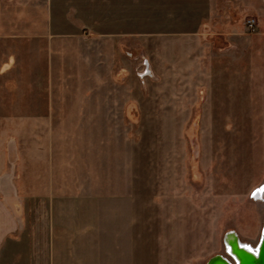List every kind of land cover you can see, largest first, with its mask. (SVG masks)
<instances>
[{
	"label": "rangeland",
	"instance_id": "374dc122",
	"mask_svg": "<svg viewBox=\"0 0 264 264\" xmlns=\"http://www.w3.org/2000/svg\"><path fill=\"white\" fill-rule=\"evenodd\" d=\"M261 1L0 0V33L54 36L45 55L29 41L0 122L2 187L21 199L0 264H206L228 234L255 247Z\"/></svg>",
	"mask_w": 264,
	"mask_h": 264
},
{
	"label": "crops",
	"instance_id": "0c3cea01",
	"mask_svg": "<svg viewBox=\"0 0 264 264\" xmlns=\"http://www.w3.org/2000/svg\"><path fill=\"white\" fill-rule=\"evenodd\" d=\"M11 24L10 21H0V26L3 28L9 27ZM48 37L54 36L42 34L37 37L27 34L12 35L7 32L0 33V122H10L12 120L10 119L11 116L7 109L13 104V102L9 100V98H12V91L16 92L22 85L28 86L30 58L29 41H32V39H41L42 46L39 52L45 55L47 46L44 43L49 41ZM14 43H20V48L18 49L16 45L14 46ZM2 44H4V46ZM3 92L4 95H2ZM41 100H43V102L40 104L44 106V98H41ZM3 180L2 175H0V250L6 247V245L13 240L14 235L18 233L20 225V213H18L20 206L18 205L21 202L18 194H12V191H6V187H2L3 183L1 181Z\"/></svg>",
	"mask_w": 264,
	"mask_h": 264
},
{
	"label": "bare ground",
	"instance_id": "6f19581e",
	"mask_svg": "<svg viewBox=\"0 0 264 264\" xmlns=\"http://www.w3.org/2000/svg\"><path fill=\"white\" fill-rule=\"evenodd\" d=\"M263 192H264V182L261 183L254 190L255 199L259 198L258 196H261L263 194ZM263 224H264V217H263L262 226H263ZM261 232H262V230H261ZM258 244H259V240H258L257 244L255 245V247L253 248L251 246H247L246 244L242 243L239 238L234 237L233 235L226 236V240L224 242V248H226L225 252H226L228 257L227 256H223V255L222 256L225 257L226 260L230 264H240V259H239V256H238L239 254H237L238 253L237 249L238 250H243V251H246V252L256 253Z\"/></svg>",
	"mask_w": 264,
	"mask_h": 264
},
{
	"label": "water",
	"instance_id": "95a60500",
	"mask_svg": "<svg viewBox=\"0 0 264 264\" xmlns=\"http://www.w3.org/2000/svg\"><path fill=\"white\" fill-rule=\"evenodd\" d=\"M236 237L235 235H233ZM236 244V243H235ZM236 248V247H235ZM239 254L240 264H264V224L262 232L259 238V244L257 245L256 253L246 252L237 249ZM206 264H230L222 255H215L209 259Z\"/></svg>",
	"mask_w": 264,
	"mask_h": 264
},
{
	"label": "built area",
	"instance_id": "2783aa9c",
	"mask_svg": "<svg viewBox=\"0 0 264 264\" xmlns=\"http://www.w3.org/2000/svg\"><path fill=\"white\" fill-rule=\"evenodd\" d=\"M245 25L248 28V30H253L255 28V26H256V20H255V18H253V17L247 18V20L245 22ZM251 196L253 198H255L254 191L252 192ZM230 235H233V234H228L227 236H230ZM225 240H226V237L224 239V242H225Z\"/></svg>",
	"mask_w": 264,
	"mask_h": 264
}]
</instances>
